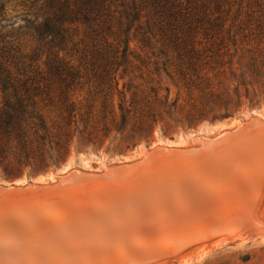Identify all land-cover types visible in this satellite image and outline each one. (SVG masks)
<instances>
[{
	"label": "trees",
	"instance_id": "16d2710c",
	"mask_svg": "<svg viewBox=\"0 0 264 264\" xmlns=\"http://www.w3.org/2000/svg\"><path fill=\"white\" fill-rule=\"evenodd\" d=\"M0 2V179L264 101V0Z\"/></svg>",
	"mask_w": 264,
	"mask_h": 264
},
{
	"label": "rangeland",
	"instance_id": "374dc122",
	"mask_svg": "<svg viewBox=\"0 0 264 264\" xmlns=\"http://www.w3.org/2000/svg\"><path fill=\"white\" fill-rule=\"evenodd\" d=\"M0 2L5 4L6 11H7L9 18L18 21L19 17H21V15L26 12L25 10L27 8L29 0H0ZM252 117H256V118H260V119L264 120V101L261 102L260 106H256L254 108L251 107L249 102H248L247 106L242 110V112H240L239 114H237L236 116H234L232 118L223 119V120L213 122V123L204 122L197 129H192V130H189L187 132L182 130L179 133L174 134L172 137H169V136L165 137L163 134L158 133L155 140L152 141L151 143L142 142L141 144H139L138 146L133 147V148L127 147V145L124 144L120 140V138H116V139L112 140V142L106 148H104L98 152L97 151H89V152L80 151L78 146L76 145L73 148L72 156H71L69 162L67 164H65L64 166H62L61 168L52 170L46 174L26 175L23 178L17 179L14 181H8V180L0 179V185L6 186V187L0 186V188L1 187H3V189L5 188V191L9 193V196L14 195L13 196L14 198L10 197L8 199L9 202L7 200V198L9 196H7V195L4 197L6 199L5 203H4V200H0V225L2 224L0 226V233H1L0 234V247L7 246V245L12 243V247L8 248L9 250H7L5 252L6 256L9 255L11 252L12 255L11 254L9 255L10 259H16L17 256H25L28 258V260L32 261L34 259V261H40V262H46V263L49 261H52V260H61L63 258H68L71 256L75 257V255L76 256H78V255L87 256L89 253L91 254V256L95 257V260H97V258H98L100 260L101 264H106V263L108 264L111 262L115 263V262H118V260L119 261L122 260V262H127V260H128L127 257H130L131 255L135 254L134 248H136L135 249L136 252H138L137 249H139V250L143 249L144 251L149 252L150 251L149 248H150L151 249V251L149 252L150 254L147 256H144V257H147V259L150 257L149 258L150 260L149 259L146 260V258L141 259V261H139L140 262L139 264H264V157H263L264 156V145H263L264 144V133L261 132L262 130H264V123L262 122L263 124H261L259 122L260 125L257 124V126H253V128L247 129V130L239 131L240 128L236 129V134L231 136V137L236 138V139L232 138L230 140L231 137L228 138V136H230V135L227 136L228 133H226L224 135L226 136L225 138H227V141H228V139L230 140V141H228L229 143L227 141H225L224 137L222 136V137H219L220 142L218 143V145L213 146V147H209L208 149L206 147H204V145H202V142L199 140V139H201L203 141V140L211 139L213 137H217L218 135H220L221 133H223L225 131L228 132L227 130H231V129L238 127V124H243L244 121L250 120ZM252 121H254V119H252L251 122ZM251 122L250 121L244 122L243 125H245V124L248 125ZM239 127H240V125H239ZM234 132L235 131H233V133ZM229 133H232V131H230ZM244 134H245V136H244ZM252 138H254V139L258 138V140H256V139L254 140ZM221 139H222V141H221ZM249 139H250V141H248ZM223 140H224V142H223ZM243 140H245V143ZM230 142H232V143H230ZM235 142H236V144H235ZM198 143H200V145ZM237 143H238V145H237ZM233 144H235V145H233ZM245 144L247 146H249V148L252 145L250 148L251 150L248 149V147ZM194 145H196V146H194ZM157 146H166V147H171V148H166L167 154H164V152L166 153L165 150H163V151L161 150L162 153L161 154L158 153V156H160L162 159L159 157L160 159L153 160L155 163L153 161L147 162V164H146L147 168H146L145 164H143V166H141V167H145V168H140V165L137 166V164H136V166L138 168L136 166H134V168H132V169L126 167V168H124V170H125L124 174L122 176H120L119 179L118 178L109 179L110 177L105 175V173L109 169L107 171H105L104 173H100V176H99V174L96 175L97 173H94V172L103 171L105 169V167H107V166H114V165L121 164V163H130V162L136 161L138 159H141L144 155H145V157L143 159L146 160V152L154 149ZM231 146H233V147L231 148ZM173 147H176V148H173ZM190 147L192 149H190L188 152H190L191 155H190V153H187V151H186ZM234 147H236L238 150L236 148L234 149ZM159 148L160 147H157L152 152H147V153H154ZM163 148H165V147H163ZM177 148H184V149H177ZM224 148H227V149H224ZM228 148H230L229 152H228ZM253 148H254V151H253ZM198 149H200V151ZM168 150H170V151H168ZM177 150H179L180 152H178ZM193 150H194V152H192ZM196 150H198V151H196ZM204 150L208 151V153L205 152ZM222 150H224V151H222ZM225 150H227V151H225ZM184 151H186V152H184ZM168 152L172 153V154H168ZM176 152H177V154H176ZM204 152L207 153V155H204L205 154ZM174 153L176 155H179V157L176 156ZM196 153L197 154L200 153V155H201L200 158H199V155H197ZM180 155H183V156H181V158H180ZM167 156H170V157L168 158ZM173 156H174V158H173ZM188 156L190 157V159L188 158ZM205 157H208V158H205ZM223 157H225V158H223ZM227 157H228V159H227ZM249 157L251 160L249 159ZM252 157H254V159L255 158L256 159L253 160ZM175 158H176V160H175ZM221 158H223V159H221ZM243 158H244V160H243ZM143 159H141L137 163L144 161ZM164 159L166 162H168V164L164 161ZM220 159H221V161H220ZM200 160L204 163L203 167H202L201 162L200 163L197 162ZM162 161H163V163H162ZM179 161L182 162V163H180V166L178 165ZM194 162L195 163L197 162V163L195 164ZM244 162H246V163H244ZM150 163H151V165H150ZM161 163H162V165H161ZM184 163H186V164L188 163L187 166L189 168L186 166V164L184 165ZM254 163H255V165H254ZM172 164L177 166V167H174ZM191 164H193V165L198 164L197 166H199L198 167L199 174H197V172H195L193 170L194 168ZM209 164H211V165H209ZM245 164H246V166H245ZM124 165H126V164H124ZM148 165L150 168L148 167ZM236 165H237V167H236ZM242 165H243V167H241ZM152 166L156 167V168H153ZM169 166L171 168H173V170L175 172L171 168H169L167 170L166 167H169ZM185 166H186V168H185ZM118 167H120V166H118ZM200 167H202V168L200 169ZM190 168L193 170V172ZM140 169H142V170L140 171ZM143 169L146 171H144ZM150 169H151L152 174H149V173H151ZM182 169H185V170H182ZM72 170H74V171L85 170L83 172L92 171V174H91V172H89V173L86 172L91 176H88V174L85 177L82 176L81 177L82 182H81L80 178H78L75 180H77V181L79 180V183L74 180L73 184L61 186L62 188H60V189H58L57 185H50V186L47 185L48 187L47 186H45V187L34 186V188L30 186L28 188L23 187L22 190L19 189L20 187L11 186V185H27V184H45L48 182L53 183V182L57 181L60 177L67 175L69 173V171L74 172ZM187 170H188V172H187ZM212 171H214V174L213 173L210 174V172H212ZM154 172H156V173L154 174ZM163 172L167 173V174L170 173V174H168V175L163 174ZM176 172H178L179 174L178 173L176 174ZM190 172H192V173L195 172V174H193L194 176L193 175L192 176L195 178L196 177L195 175L197 174L198 179H200L199 182L196 183V187L194 186L195 187L194 189L196 191L193 189L194 191L191 190V192H188L190 190L189 189L190 187H188V186H187L188 188L187 187L185 188V192L178 191L176 187L181 188L185 185L183 184V186H182V183H184V182H179V184L181 186H179V185L176 186L174 184V179L177 180V179H179L178 178L179 176H182V175L185 176V175H187V173L190 174ZM204 172L207 174L204 175L205 174ZM208 172H209V174H208ZM248 172H249V174H248ZM172 173L176 174L177 177H175L176 175H174ZM128 174H130L131 176L129 177ZM235 174H237V176H235ZM101 175L103 177H101ZM207 175H211V176H207ZM96 176H98V178ZM94 177H96V178H94ZM104 177L106 178V181H105ZM128 177H129V179H128ZM140 177H142V178H140ZM208 177H209V179H208ZM215 177L218 179H216ZM130 178H133L134 181L131 179L133 181V183H131L132 181L130 180ZM148 178H150V179H148ZM162 178H164V179L166 178V179H168V181L166 179L164 180ZM108 179L114 183L110 182ZM122 179L123 180L128 179V180L123 181ZM135 179H136V181H135ZM180 179H182V177ZM117 180H119V181H117ZM201 180H205L206 182L201 181ZM122 181H123V183H121ZM160 181H162L161 184L163 183L162 186L160 185ZM115 183H116V185H115ZM114 185H115V187H114ZM7 187H9L11 189L9 190V188H7ZM131 187H132V189H131ZM135 187H136V190H135ZM103 188H104L105 192H106V190H108V192L110 191L112 195L110 194V192L109 193L106 192V194H105L104 191L103 192L100 191V190H103ZM109 188H110V190H109ZM24 189L28 190V192L23 191ZM133 189L136 192H134ZM175 189H176V191H175ZM117 190H118V192H117ZM163 190L166 191V194ZM192 191H193L194 197H193V195H192V197H191V195H189V194H192ZM222 191H224V192H222ZM96 192L97 193L102 192V193H98L99 194L98 195ZM124 192H126V193H124ZM133 192H134V194H133ZM160 192H162V193L160 194ZM175 192H179L180 195H178L179 193L175 194ZM187 192H188V194H187ZM168 193L170 194L169 198L167 196ZM147 194H149V195L147 196ZM203 194H207L206 199L205 198L203 199ZM106 195H109V200H107L108 197H106ZM143 195H144V197H142ZM175 195H178V196L175 197ZM103 196H105L106 200H105V198H103ZM127 196H128V198H127ZM252 196H254V197H252ZM39 197H40V199L44 198V201L47 200L49 203H44L42 200L39 199ZM95 197H97V198L95 199ZM125 197H126V199H125ZM166 197H167V200H166ZM201 197H202V199H201ZM26 198H28V199H26ZM35 198L38 202L40 201V204L35 200ZM132 198H133V200H132ZM135 198H136V200H134ZM16 199H17V201H20V202H15ZM23 199H24V201H23ZM32 199H33V201L35 200L37 203L35 201L33 202ZM137 199H138V201H137ZM156 199L160 203H158ZM190 199H192V200H190ZM50 200L52 201V203ZM103 200H105V201H103ZM122 200L125 202H123ZM206 200H207V203H209V208H212L214 211V213H211V216H210V214L208 216L205 213L206 211L201 209V206L204 205V204L202 205L201 203H203V201L205 202ZM11 201H12V206L15 208H13L11 206ZM53 201H55V202H53ZM110 201H111V203H110ZM139 201H140V204L138 203ZM179 201H181V202H179ZM29 202H30V205H29ZM41 202L44 204H41ZM101 202H103V203L106 202V203H104V205L107 206V208L103 207L100 210L99 207L103 206V203H101ZM112 202H114V203H112ZM135 202L137 204H135ZM188 202L190 204H188ZM25 203L26 204L28 203L27 205H29V208H31L32 212L30 211V209L28 208V206ZM61 203H63V204L60 207L59 205ZM109 203L112 206L113 205L116 206L114 209L119 211L120 214H118V212L116 210H115L116 212L113 211L114 209H112V210L109 209V207H110ZM125 203H126V205H125ZM180 203H181V205H180ZM14 204L16 206H14ZM21 204H23L22 206L24 208L22 206H20ZM36 204H38L39 206H37ZM94 204H95V206H94ZM96 204H98V205H96ZM186 204H188V205L186 206ZM24 205H26V208ZM31 205L32 206L36 205L37 207L36 206L30 207ZM55 205L57 207H55ZM123 205H125V206H123ZM214 205H217V206H214ZM7 206L10 207L11 213H10V210L7 209ZM65 206H66V208H65ZM144 206H145V208H144ZM176 206H177V208L180 207L178 210L176 209L177 211L175 210ZM236 206H241V207H243L242 210H245V212L246 211L248 212L247 218H245V216L243 217V215L241 214L242 216L240 215L238 218V221H237L235 216H237L239 213H238V211L233 209ZM5 207L8 211L5 210ZM148 207H150L151 209ZM183 207H185V208H183ZM18 208H20V209H18ZM59 208H61V209L64 208V209L61 211V209H59ZM83 208H85V209H83ZM141 208H143V209L141 210ZM1 209H4V210H1ZM26 209L27 210L29 209L30 212H26L25 211ZM82 209H83V211H82ZM139 209H140V212H139ZM12 210L14 211V213ZM52 210H54L55 212ZM103 210H104V212H103ZM105 210L108 211L107 214H106ZM109 210H111L112 213L114 212V215ZM149 210H151L152 213L154 211L155 212L154 215L152 213L150 214L151 211H149ZM179 210H180V212H178ZM57 211H58V213L56 216L55 213ZM66 211H68V212H66ZM143 211H145L146 213ZM148 211H149V213H147ZM95 212H96V215H94ZM99 212H100L101 216H99ZM101 212H103L104 214H102ZM133 212H134V214H132ZM232 212H233V214H232ZM17 213L18 214L20 213V215H18ZM27 213H28V215H27ZM31 213H32V215H35V216L30 217V216H32ZM47 213H50V214H47ZM173 213L176 216H173ZM29 214H30V216H29ZM64 214H65V216H64ZM115 214H116V217H115ZM169 214H171V215H169ZM192 214H193V216H192ZM194 214L195 215L198 214L199 216L198 215L195 216ZM230 214H232V215H230ZM79 215H80V217H79ZM102 215H106V216H102ZM124 215H125V217H123ZM74 216H76V217H74ZM92 216H93V218H92ZM126 216L128 218H126ZM165 216H166V218H165ZM96 217L97 218L100 217V219H96ZM101 217L102 218L105 217L102 220L105 222L108 221L107 222L108 224L103 223V221L101 220ZM106 217H107V219H106ZM8 218H9V221H7ZM37 218L41 219V220H38ZM46 218L48 221L46 220ZM49 218H53V220H50ZM61 218L65 219V220L63 221V219H61ZM131 218H135V219H131ZM183 218L185 219V221L182 220ZM57 219L59 222L57 221ZM88 219L90 221L92 219L93 222L92 221L89 222ZM33 220L37 221L38 223L33 221ZM79 220H80V222H79ZM243 220H244V222H243ZM53 221L55 223L56 222L60 223L59 226L57 223L55 224ZM85 221H87L89 223H87ZM236 221L240 223V225H241L240 227H236ZM16 222H18L17 225H15ZM40 222H43V224ZM51 222H53L54 226L49 225V224H51ZM63 222H65V223L68 222V224L66 223L67 227L68 228L71 227L69 229L72 231H70L69 229L67 231H64L65 229H67V227H66V224H64V227H63ZM82 222H83V224H82ZM96 222H98V223H96ZM8 223L14 224L13 227L10 224L8 225ZM27 223H28V226H27ZM39 223H40V225H39ZM44 223L46 225H48V227H49L48 229L46 228L47 226ZM84 223H86V224H84ZM94 223H96L97 225H95ZM100 223H103L105 225H103V224L100 225ZM109 223H111V224H109ZM155 223L157 225H155ZM19 224H22L23 226L21 225L22 226L21 227ZM29 224H31V226H29ZM33 224H35V225L37 224V225L33 226ZM79 224H80V226H79ZM87 224H89L88 226H90V227L86 228L85 226ZM92 224L94 226H92ZM180 224H182V226L185 228L183 229V227L180 226ZM185 224H187V225L192 224L191 225L192 228L190 226L185 225ZM195 224H196V226H195ZM42 225H43V230H42ZM55 225L60 227V228H58V229L54 228ZM142 225H144V226H142ZM14 226L16 229H18L20 227H21V229L15 231ZM39 226H40V228H39ZM98 226H101L102 228H100ZM149 226H150V228H149ZM8 227H10V228L8 229ZM27 227L29 229H27ZM35 227L36 228L38 227L39 229L38 230L36 229V231H34ZM61 227H62V229H61ZM74 227H76V229ZM143 227H145V229H143ZM174 227H175L174 230H177L180 234L183 233V232H180L183 229L185 234L184 233H183L184 235L181 234L182 235V237H181V235L178 234L177 231L173 230ZM179 227H180V229H179ZM188 227H190L191 229H188ZM193 227H195L196 229L197 228L202 229V230H200V231H203L202 235H200L201 237L200 236L196 237L198 234H200V232L198 233L196 230L193 229ZM234 227H236V228H234ZM4 228L6 231L4 230ZM63 228H65V229L63 230ZM94 228H96V229H94ZM170 228H172V229H170ZM186 228L188 230H186ZM11 229H14V230L11 231ZM60 229L62 231H64V233ZM87 229L89 231L84 232ZM49 230L51 232H49ZM53 230L55 231V233ZM76 230L78 233L76 232ZM97 230H99V232H97V235H95L96 234L95 231H97ZM144 230H145V232H144ZM189 230H191L192 232H190ZM224 230H226V231H224ZM10 231L14 232V233H11ZM37 231H39V232H37ZM45 231L47 232V234L45 233ZM186 231H188V232H186ZM223 231L225 233H222ZM230 231H233V232H230ZM20 232H21V234H20ZM59 232H62V233L60 234ZM65 232H67V233H65ZM69 232H71V233H69ZM93 232H95V233H93ZM158 232H160V234ZM193 232H197V235L193 234ZM227 232H230V233H227ZM30 233L32 234L31 236H33L34 234H37V236L35 235L36 237H34V236L30 237V235H29ZM44 233L46 235H44ZM126 233L127 234L129 233V235H127ZM186 233H188V235H186ZM190 233H192V235H189ZM56 234H57V236H56ZM62 234H65V235H62ZM67 234H68V236H66ZM88 234L89 235L91 234V235L88 236ZM107 234L110 235V241H109L110 243L109 244L107 241L109 239L105 238L106 237L105 235H107ZM50 235H52L53 237H51ZM59 235H60V237H59ZM61 235L65 236V237H61ZM79 235L80 236L83 235L82 238H79L80 237ZM85 235H87V236H85ZM100 235H101V237H100ZM48 236H50V237H48ZM74 237H76V238H74ZM164 237L165 238L167 237V241H164L165 240ZM87 238L89 240H87ZM54 239H55V241H53ZM56 239H57V241H56ZM19 240H22V243H21L22 245L20 244V246H17L16 241L19 242ZM37 240H40L39 241L40 243ZM44 240H47V241H44ZM50 240L52 241V243ZM64 240H67V241L65 242ZM105 241H107V242H105ZM137 241L139 242V244ZM36 242H38V243H36ZM58 242H59V244H58ZM175 242L176 243L179 242L181 244V246L175 245ZM29 243L32 245V246L30 245L31 247L29 246ZM35 243L38 246H36ZM41 243H42V245H41ZM156 243L159 245H157ZM62 244H64V245H62ZM77 244H78V246H77ZM65 245H66V247H65ZM141 245L142 246L145 245V246L142 247ZM174 245H175V247H173ZM60 246L62 247V249ZM87 246H89V249H87L88 248ZM102 246H104L105 248H103ZM158 246L161 247V249L158 248ZM162 246H164V247H162ZM40 247H42V249ZM70 247L72 250L74 248L75 249L72 251L70 249ZM155 247L161 251L158 252L157 249L155 250ZM180 247H182V248H180ZM66 248H68V249H66ZM145 248H148V249H145ZM171 248H174V250ZM64 249L66 251L67 250H71V251L66 252V251H63ZM106 249L107 250L109 249L107 254L105 253V251H107ZM110 249H111V251H110ZM116 249H118L119 251ZM124 249L126 251H123ZM56 250L59 253H57ZM127 251H128V253H127ZM144 251H143V253H144ZM172 251H174V252H172ZM52 252H54L55 254H53ZM69 252L71 255L69 254ZM129 252H130V254H129ZM157 252H158V255H157ZM104 253L106 256L102 255ZM108 253H111V254H108ZM59 254H60V256H59ZM123 254H125L126 256ZM50 255H52V256H50ZM116 255H117V257H115ZM153 255L156 258H154ZM44 256L45 257L47 256L48 258L43 259ZM112 257H114V258H112Z\"/></svg>",
	"mask_w": 264,
	"mask_h": 264
},
{
	"label": "bare ground",
	"instance_id": "6f19581e",
	"mask_svg": "<svg viewBox=\"0 0 264 264\" xmlns=\"http://www.w3.org/2000/svg\"><path fill=\"white\" fill-rule=\"evenodd\" d=\"M252 119H254V121L251 122ZM248 121H250L251 123L248 124V125H246V124L243 125L244 122H248ZM244 122H243V124H238V127H236L235 129H233V130H228V132L225 131L224 133H221V134H220L219 136H217V137H213V138H211V139L203 140V141H202L201 139H199V140L202 142V145H204V147H206V148L208 149L209 147H213V146L218 145V143L220 142V138H219V137H222V136H223V137H224V140L227 141V138H225L226 136H225L224 134L228 133L227 136L230 135V136H228V138H229V137L233 136L234 134H236V129H239V128H240L239 131H241V130L251 129V128H253V126H257V124H259V122H260L261 124H263V123H264V120H260L259 118H251L250 120H247V121H244ZM257 122H258V123H257ZM262 122H263V123H262ZM239 125H240V127H239ZM259 125H260V124H259ZM230 131H232V133H229ZM233 131H235V132L233 133ZM250 131H251V130H250ZM242 132H243V131H242ZM261 132L264 133V130H262ZM237 133H238V132H237ZM262 133H261V134H262ZM241 134H242V133H241ZM251 134H252V133H251ZM257 134H258V133H257ZM246 135H247V134H246ZM244 136H245V134H244ZM200 137H201V136H200ZM232 138H233V137H231L230 140H231ZM248 138H249V137H248ZM222 139H223V138H222ZM222 139H221V141H222ZM233 139H236V138H233ZM252 139H254V138H252ZM252 139H251V140H252ZM255 139H256V138H255ZM255 139H254V140H255ZM224 140H223V142H224ZM230 140L228 139V141H230ZM245 140H246V139H245ZM245 140H243L244 143H245ZM254 140H253V141H254ZM256 140H258V138H257ZM260 140H261V139H260ZM228 141H227V142H228ZM248 141H250V139H249ZM228 143H229V142H228ZM230 143H232V142H230ZM246 143H247V142H246ZM235 144H236V142H235ZM235 144H233V145H235ZM239 144H240V143H239ZM262 144H263V143H262ZM199 145H200V144H199ZM231 145H232V144H231ZM237 145H238V143H237ZM245 145H246V144H245ZM249 145H250V144H249ZM260 145H261V144H260ZM263 145H264V144H263ZM246 146H247V145H246ZM251 146H252V145H251ZM251 146H250V148H251ZM232 147H233V146H231V148H232ZM247 147H248V149H250L249 146H247ZM247 147H246V148H247ZM168 148H171V147H168ZM219 148H220V147H219ZM235 148H236V147H234V149H235ZM244 148H245V147H244ZM254 148H255V147H254ZM254 148H253V151H254ZM190 149H192V148L190 147L188 150H186L187 153H190V152H188ZM203 149H204V148H203ZM224 149H227V148H224ZM229 149H230V148H228V152H229ZM236 149H237V148H236ZM256 149H257V148H256ZM261 149H262V148H261ZM161 150H162V151H163V150L166 151V148L160 147V148H159L156 152H154V153H146V160L143 159L144 161L140 162L141 164H140V163L138 164V165H140V168H145V167H141V166H143V164L146 165L147 162H150V161H153V160L160 159L161 157L158 156V153L161 154V153H162ZM170 150H171V149H170ZM170 150H168V151H170ZM198 150L200 151V149H198ZM198 150H196V151H198ZM232 150H233V149H232ZM237 150H238V149H237ZM250 150H251V149H250ZM172 151H173V150H172ZM177 151L180 152L179 150H177ZM186 151H184V152H186ZM204 151H205V150H204ZM222 151H224V150H222ZM225 151H227V150H225ZM234 151H235V150H234ZM255 151H256V150H255ZM192 152H194V150H193ZM205 152L208 153V151H205ZM205 152H204V153H205ZM210 152H211V151H210ZM245 152H246V151H245ZM257 152H258V151H257ZM207 153H205L204 155H207ZM234 153H235V152H234ZM252 153H253V152H252ZM160 154H159V155H160ZM164 154H167V151H166V153L164 152ZM168 154H172V153H169V152H168ZM174 154H175V153H174ZM174 154H173V155H174ZM176 154H177V152H176ZM176 154H175V155H176ZM184 154H185V153H184ZM196 154H197V153H196ZM209 154H210V153H209ZM175 155H174V156H175ZM188 155H189V154H188ZM190 155H191V153H190ZM193 155H194V154H193ZM197 155H199V158H200V156H201L200 153L197 154ZM202 155H203V154H202ZM225 155H226V154H225ZM234 155H235V154H234ZM238 155H239V154H238ZM242 155H243V154H242ZM155 156H156V157H155ZM174 156H173V158H174ZM176 156L179 157V155H176ZM181 156H183V155H180V158H181ZM195 156H196V155H195ZM232 156H233V155H232ZM243 156H244V155H243ZM256 156H257V155H256ZM159 157H160V158H159ZM164 157H165V156H164ZM167 157L169 158L170 156H167ZM178 157H177V158H178ZM196 157H197V156H196ZM228 157H229V156H228ZM228 157H227V159H228ZM239 157H240V156H239ZM263 157H264V156H263ZM180 158H179V159H180ZM186 158H187V157H186ZM188 158L190 159L189 156H188ZM191 158H192V157H191ZM203 158H204V157H203ZM205 158H208V157H205ZM223 158H225V157H223ZM223 158H221V159H223ZM252 158H253V160L256 159V158L254 159V157H252ZM161 159H162V158H161ZM194 159H195V158H194ZM197 159H198V158H197ZM201 159H202V158H201ZM210 159H211V158H210ZM221 159H220V161H221ZM245 159H246V158H245ZM249 159H250V157H249ZM249 159H248V160H249ZM175 160H176V158H175ZM195 160H196V159H195ZM202 160H203V159H202ZM211 160H212V159H211ZM243 160H244V158H243ZM250 160H251V159H250ZM164 161H165V159H164ZM206 161H207V160H206ZM208 161H209V160H208ZM145 162H146V163H145ZM153 162H154V161H153ZM165 162H166V161H165ZM197 162H199V163L201 162V163H202V167H203V164H204V163H203L201 160H200V161H197ZM197 162H196V163H197ZM251 162H252V161H251ZM259 162H260V161H259ZM151 163H152V162H151ZM151 163H150V165H151ZM154 163H155V162H154ZM162 163H163V161H162ZM162 163H161V165H162ZM166 163L168 164V162H166ZM170 163H171V162H170ZM176 163H177V162H176ZM180 163H182V162L179 161V163H178L179 166H180ZM194 163H195V162H194ZM196 163H195V164H196ZM244 163H246V162H244ZM164 164H165V163H164ZM185 164H186V163H184V165H185ZM187 164H188V163H187ZM187 164H186V166H187ZM195 164H194V165L191 164V165H192L193 168H194L193 170H194L195 172H197V174H199V170H198V167H199V166H197L198 164H197V165H195ZM225 164H226V163H225ZM240 164H241V163H240ZM240 164H239V165H240ZM172 165H173V164H172ZM209 165H211V164H209ZM254 165H255V163H254ZM134 166H136V165H134ZM158 166H159V165H158ZM173 166H174V167H177V166H175V165H173ZM186 166H185V168H186ZM214 166H215V165H214ZM245 166H246V164H245ZM126 167L132 169V167H129L128 165H122V166H120V167L116 166V167L109 168V170L105 173V175L108 176V177H110L109 179H115V178H118V179H119L120 176H122V175L124 174V171H125L124 168H126ZM148 167H149V165H148ZM152 167H153V166H152ZM187 167H188V166H187ZM195 167H196V168H195ZM202 167H200V169H201ZM236 167H237V165H236ZM241 167H243V165H242ZM137 168H138V167H137ZM146 168H147V165H146ZM149 168H150V167H149ZM153 168H156V167H153ZM166 168H167V170H168V169L171 168V167L169 166V167H166ZM188 168H189V167H188ZM188 168H187V169H188ZM228 168H229V167H228ZM171 169L173 170V168H171ZM174 169H175V168H174ZM190 169H191V168H190ZM229 169H230V168H229ZM254 169H255V168H254ZM128 170H129V169H128ZM141 170H142V169H140V171H141ZM143 170H144V169H143ZM155 170H156V169H155ZM164 170H165V169H164ZM182 170H185V169H182ZM191 170H192V169H191ZM193 170H192V172H193ZM72 171H74V170H72ZM126 171H127V170H126ZM136 171H137V170H136ZM144 171H146V170H144ZM153 171H154V170H153ZM173 171H174V170H173ZM203 171H204V170H203ZM221 171H222V170H221ZM86 172H88V171H86ZM86 172L79 171V170H78V171H74V172H71V171H70V172L66 175V177L64 176L65 178L63 177V180H62L59 184H57L58 189L62 188L61 186H66V185H71V184H73V183H74L73 181H74L75 179L80 178V180H81V177H82V176L85 177V176H87V174L89 173V172H88V173H86ZM127 172H128V171H127ZM131 172H132V171H131ZM150 172H151V169H150ZM171 172H172V171H171ZM174 172H175V171H174ZM181 172H182V171H181ZM187 172H188V170H187ZM192 172H190V174L187 173V175H185V176H183V175H182V176H179V177H178L179 179H177V180L174 179V184H175L176 186H177V185L181 186V185L179 184V182H184V183H182V186H183V184H184L185 186H183V187H181V188L176 187L178 191H180V192H185V188L188 186V187H190V188H189L190 190H189L188 192H191V190H193V189L196 187V183H198L200 179H198V177H197L198 175H197V174L195 175L196 177L194 178V177H193V176H194L193 174H195V172H194V173H192ZM134 173H135V172H134ZM143 173H144V172H143ZM155 173H156V172H154V174H155ZM177 173H178V172H176V174H177ZM204 173H205V172H204ZM204 173H203V174H204ZM211 173L214 174V171L210 172V174H211ZM91 174H92V172H91ZM130 174H131V173H130ZM130 174H128L129 177L131 176ZM137 174H138V173H137ZM149 174H152V172L149 173ZM163 174H167V173H164V172H163ZM168 174H170V173H168ZM168 174H167V175H168ZM172 174H174V173H172ZM176 174H174V175H176ZM178 174H179V173H178ZM183 174H184V173H183ZM185 174H186V173H185ZM203 174H202V175H203ZM206 174H207V173H205L204 175H206ZM208 174H209V172H208ZM237 174H238V173H237ZM237 174H235V176H237ZM248 174H249V172H248ZM93 175H94V174H93ZM96 175H98V174H96ZM143 175H144V174H143ZM145 175H146V174H145ZM156 175H157V174H156ZM192 175H193V176H192ZM227 175H228V174H227ZM232 175H233V174H232ZM88 176H91V175L88 174ZM99 176H100V173H99ZM137 176H138V175H137ZM207 176H211V175H207ZM96 177L98 178V176H96ZM96 177H94V178H96ZM101 177H103V176L101 175ZM129 177H128V179H129ZM132 177H133V176H132ZM150 177H151V176H150ZM162 177H163V176H162ZM164 177H165V176H164ZM169 177H170V176H169ZM175 177H177V175H176ZM181 177H182V179H180ZM192 177H193V178H192ZM219 177H220V176H219ZM104 178H105V177H104ZM125 178H126V177H125ZM140 178H142V177H140ZM152 178H153V177H152ZM152 178H151V179H152ZM167 178H168V177H167ZM191 178H192V179H191ZM215 178H216V177H215ZM82 179H83V178H82ZM109 179H108V180H109ZM128 179H124V180H128ZM131 179L133 180V178H130V180H131ZM148 179H150V178H148ZM162 179H164V178H162ZM162 179H161V180H162ZM165 179H166V178H165ZM165 179H164V180H165ZM208 179H209V177H208ZM216 179H218V178H216ZM219 179H220V178H219ZM230 179H231V178H230ZM253 179H254V178H253ZM83 180H84V179H83ZM87 180H88V179H87ZM97 180H98V179H97ZM102 180H103V179H102ZM122 180H123V179H122ZM124 180H123V181H124ZM132 180H131V181H132ZM145 180H146V179H145ZM153 180H154V179H153ZM166 180L168 181V179H166ZM192 180H193L194 182H193ZM235 180H236V179H235ZM75 181H77V180H75ZM99 181H100V180H99ZM105 181H106V178H105ZM109 181H110V180H109ZM117 181H119V180H117ZM123 181H122L121 183H123ZM133 181H134V180H133ZM133 181H132L131 183H133ZM135 181H136V179H135ZM170 181H171V180H170ZM185 181H186V182H185ZM201 181L206 182L205 180H201ZM207 181H208V180H207ZM216 181H217V180H216ZM77 182L79 183V180H78ZM81 182H82V180H81ZM103 182H104V181H103ZM110 182H112V181H110ZM161 182H162V181H160V185L162 186L163 183L161 184ZM112 183H114V182H112ZM185 183H186V184H185ZM202 183H203V182H202ZM118 184H119V183H118ZM126 184H127V183H126ZM134 184H135V183H134ZM149 184H150V183H149ZM209 184H210V183H209ZM211 184H212V183H211ZM47 185L50 186V184H47ZM47 185H43V187H45V186H47ZM112 185H113V184H112ZM115 185H116V183H115ZM115 185H114V187H115ZM124 185H125V184H124ZM144 185H145V184H144ZM197 185H198V184H197ZM0 186H4V185H0ZM11 186H13V185H11ZM30 186L34 188V186H37V185L14 186V187H20L19 189L22 190L23 187H27V188H28V187H30ZM41 186H42V185H41ZM104 186H105V185H104ZM163 186H164V185H163ZM194 186H195V187H194ZM5 187H6V186H5ZM47 187H48V186H47ZM67 187H68V186H67ZM108 187H109V186H108ZM120 187H121V186H120ZM120 187H119V188H120ZM128 187H129V186H128ZM132 187H133V186H132ZM132 187H131V189H132ZM138 187H139V186H138ZM143 187H144V186H143ZM188 187H187V188H188ZM7 188H9V187H7ZM36 188H37V187H36ZM41 188H42V187H41ZM112 188H113V187H112ZM126 188H127V187H126ZM170 188H171V187H170ZM10 189H11V188H9V190H10ZM17 189H18V188H17ZM114 189H115V188H114ZM117 189H118V188H117ZM120 189H121V188H120ZM143 189H144V188H143ZM163 189H164V188H163ZM173 189H174V188H173ZM82 190H83V189H82ZM109 190H110V188H109ZM112 190H113V189H112ZM118 190H119V189H118ZM118 190H117V192H118ZM133 190H134V189H133ZM133 190H132V191H133ZM135 190H136V187H135ZM135 190H134V192H136ZM144 190H145V189H144ZM147 190H148V189H147ZM171 190H172V189H171ZM194 190H195V189H194ZM194 190H193V191H194ZM23 191H27V192H28V190H26V189H24ZM100 191L103 192V191H104V188H103V190H100ZM126 191H127V190H126ZM163 191H164V190H163ZM175 191H176V189H175ZM193 191H192V194H189V195H191V197H192V195H193V197H194ZM195 191H196V190H195ZM224 191H225V190H224ZM224 191H222V192H224ZM13 192H14V191H13ZM102 192H98V193H102ZM106 192H108V190H106ZM106 192L104 191L105 194H106ZM109 192H110V191H109ZM109 192H108V193H109ZM134 192H133V194H134ZM164 192H165V194H166V191H164ZM188 192H187V194H188ZM228 192H229V191H228ZM56 193H57V192H56ZM63 193H64V192H63ZM96 193H97V192H96ZM98 193H97V194H98ZM122 193H123V192H122ZM122 193H121V194H122ZM124 193H126V192H124ZM161 193H162V192H160V194H161ZM172 193H173V192H172ZM176 193H179V192H175V194H176ZM200 193H201V192H200ZM16 194H17V193H16ZM110 194H111V192H110ZM110 194H109V195H110ZM163 194H164V193H163ZM196 194H197V193H196ZM220 194H221V193H220ZM6 195L9 196V193L5 191V188L3 189V187H1V188H0V200H4V203H5V200H6L4 197H5ZM73 195H74V194H73ZM98 195H99V194H98ZM109 195H106V197H108L107 200H109ZM111 195H112V194H111ZM113 195H114V194H113ZM136 195H137V194H136ZM148 195H149V194H147V196H148ZM169 195H170V194L168 193V195H167L168 198H169ZM178 195H180V193H179ZM178 195H175V197L178 196ZM198 195H199V194H198ZM225 195H226V194H225ZM225 195H224V196H225ZM246 195H247V194H246ZM13 196H14V195H13ZM13 196L10 195V196L7 198V200H8L10 197H13ZM38 196H39V195H38ZM42 196H43V195H42ZM46 196H47V195H46ZM57 196H58V195H57ZM101 196H102V195H101ZM115 196H116V195H115ZM133 196H134V195H133ZM186 196H187V195H186ZM22 197H23V196H22ZM54 197H55V196H54ZM70 197H71V196H70ZM121 197H122V196H121ZM131 197H132V196H131ZM142 197H144V195H143ZM181 197H182V196H181ZM189 197H190V196H189ZM206 197H207V194H203V199H204V198L206 199ZM252 197H254V196H252ZM3 198H4V199H3ZM13 198H14V197H13ZM61 198H62V197H61ZM96 198H97V197H95V199H96ZM100 198H101V197H100ZM103 198H105V196H103ZM116 198H117V197H116ZM127 198H128V196H127ZM129 198H130V197H129ZM137 198H138V197H137ZM184 198H185V197H184ZM11 199H12V198H11ZM26 199H28V198H26ZM30 199H31V198H30ZM37 199H38V198H37ZM39 199H40V197H39ZM39 199H38V200H39ZM93 199H94V198H93ZM125 199H126V197H125ZM130 199H131V198H130ZM175 199H176V198H175ZM201 199H202V197H201ZM14 200H15V199H14ZM35 200H36V198H35ZM35 200H34V201H35ZM40 200H42L44 203H49L47 200L44 201V198H42V199H40ZM48 200H49V199H48ZM55 200H56V199H55ZM105 200H106V198H105ZM105 200H103V201H105ZM117 200H118V199H117ZM127 200H128V199H127ZM127 200H126V201H127ZM132 200H133V198H132ZM132 200H131V201H132ZM134 200H136V198H135ZM140 200H141V199H140ZM156 200H157V199H156ZM166 200H167V197H166ZM190 200H192V199H190ZM252 200H253V199H252ZM12 201H13V200H12ZM12 201H11V206H12ZM23 201H24V199H23ZM30 201H31V200H30ZM32 201H33V199H32ZM34 201H33V202H34ZM36 201H37V200H36ZM36 201H35V202H36ZM50 201H51V200H50ZM122 201H123V200H122ZM137 201H138V199H137ZM154 201H155V200H154ZM169 201H170V200H169ZM2 202H3V201H2ZM8 202H9V200H8ZM8 202H7V203H8ZM15 202H20V201H17V199H16ZM37 202H38V201H37ZM37 202H36V203H37ZM53 202H55V201H53ZM57 202H58V201H57ZM57 202H56V203H57ZM106 202H107V201H106ZM106 202H104V203H106ZM123 202H125V201H123ZM133 202H134V201H133ZM145 202H146V201H145ZM157 202L160 203L158 200H157ZM157 202H156V203H157ZM176 202H177V201H176ZM179 202H181V201H179ZM38 203L40 204V201H39ZM44 203L41 202V204H44ZM51 203H52V201H51ZM101 203H103V202H101ZM101 203H100V204H101ZM104 203H103V206L101 205L102 207H99L100 210H101V208H103V207H104V208H107V206H105ZM107 203H108V202H107ZM110 203H111V201H110ZM110 203H109V205H110L109 209L112 210V209H114L116 206H114V205L112 206ZM112 203H114V202H112ZM126 203H127V202H126ZM126 203H125V205H126ZM129 203H130V202H129ZM129 203H128V204H129ZM138 203L140 204V201H139ZM167 203H168V202H167ZM173 203H174V202H173ZM8 204H9V203H8ZM8 204H7V205H8ZM25 204H26V203H25ZM27 204H28V203H27ZM27 204H26V205H27ZM32 204H33V203H32ZM34 204H35V203H34ZM62 204H63V203H61L59 206L61 207ZM117 204H118V203H117ZM135 204H137V203L135 202ZM135 204H134V205H135ZM163 204H164V203H163ZM176 204H177V203H176ZM182 204H183V203H182ZM188 204H190V203L188 202ZM188 204H186V206H187ZM201 204H202V205L204 204L203 206H201V209L204 210V211H206L205 213H206L208 216H209V214H210V216H211V213H214L213 209H212V208H209V203H207V200H206L205 202L203 201V203H201ZM223 204H224V203H223ZM22 205H23V204H21L20 206H22ZM26 205H24L25 208H26ZM29 205H30V202H29ZM29 205H27L28 208H29ZM36 205L39 206L38 204H36ZM36 205H33V206L31 205L30 207H35ZM57 205H58V204H57ZM92 205H93V204H92ZM96 205H98V204H96ZM125 205H123V206H125ZM164 205H165V204H164ZM177 205H178V204H177ZM180 205H181V203H180ZM184 205H185V204H184ZM220 205H221V204H220ZM14 206H16V205L14 204ZM37 206H36V207H37ZM53 206H54V205H53ZM78 206H79V205H78ZM83 206H84V205H83ZM83 206H82V207H83ZM88 206H89V205H88ZM94 206H95V204H94ZM99 206H100V205H99ZM139 206H140V205H139ZM145 206H146V205H145ZM145 206H144V208H145ZM182 206H183V205H182ZM186 206H185V207H186ZM214 206H217V205H214ZM3 207H4V206H3ZM8 207H9V206H7V209L10 210V207H9V208H8ZM12 207H13V206H12ZM22 207H23V206H22ZM22 207H21V208H22ZM55 207H57V206L55 205ZM55 207H54V208H55ZM75 207H76V206H75ZM79 207H80V206H79ZM185 207H183V208H185ZM1 208H2V207H1ZM13 208H15V207H13ZM23 208H24V207H23ZM38 208H39V207H38ZM65 208H66V206H65ZM77 208H78V207H77ZM77 208H76V209H77ZM85 208H86V207H85ZM85 208H83V209H85ZM137 208H138V207H137ZM148 208H150V207H148ZM171 208H172V207H171ZM179 208H180V207H179ZM179 208H177V206H176L175 210H176V209L178 210ZM242 208H243V207H241V206H236V207L233 208V209H235L236 211H238V213H239V214L237 213L238 215L235 216L236 219H237V221H238V218H239V216H240L241 214L243 215V217L245 216V218H247L248 212H247V211L245 212V210H242ZM7 209H6V207H5V210H7ZM18 209H20V208H18ZM29 209H30V211H31V208H29ZM29 209H28V210L26 209L25 211H26V212H30ZM59 209H61V208H59ZM63 209H64V208H63ZM63 209H61V211H62ZM67 209H68V208H67ZM67 209H66V210H67ZM69 209H70V208H69ZM74 209H75V208H74ZM83 209H82V211H83ZM97 209H98V208H97ZM142 209H143V208H141V210H142ZM146 209H147V208H146ZM150 209H151V208H150ZM161 209H162V208H161ZM1 210H4V209H1ZM55 210H56V209H55ZM72 210H73V209H72ZM111 210H109V211L111 212ZM115 210H116V209H114L113 211H115ZM119 210H120V209H119ZM152 210H153V209H152ZM175 210H174V211H175ZM177 210H176V211H177ZM181 210H182V209H181ZM219 210H220V209H219ZM7 211H8V210H7ZM12 211H13V210H12ZM20 211H21V210H20ZM52 211H54V210H52ZM52 211H51V212H52ZM73 211H74V210H73ZM85 211H86V210H85ZM105 211H106V210H105ZM116 211H117V210H116ZM116 211H115V212H116ZM120 211H121V210H120ZM145 211H146V210H145ZM145 211H143V212H145ZM149 211H151V210H149ZM149 211H148L147 213H149ZM174 211H173V212H174ZM31 212H32V211H31ZM51 212H50V213H51ZM54 212H55V211H54ZM54 212H53V213H54ZM66 212H68V211H66ZM66 212H65V213H66ZM87 212H88V211H87ZM103 212H104V210H103ZM103 212H101V213L104 214ZM107 212H108V211H106V214H107ZM117 212H118V214H120L119 211H117ZM139 212H140V209H139ZM141 212H142V211H141ZM178 212H180V210H179ZM198 212H199V211H198ZM251 212H252V211H251ZM253 212H254V211H253ZM7 213H8V212H7ZM10 213H11V210H10ZM13 213H14V211H13ZM36 213H37V212H36ZM50 213H47V214H50ZM57 213H58V211L55 213L56 216H57ZM82 213H83V212H82ZM111 213H112V212H111ZM145 213H146V212H145ZM151 213H152V211L150 212V214H151ZM154 213H155V212L153 211L152 214L154 215ZM168 213H169V212H168ZM17 214H18V213H17ZM17 214H16V215H17ZM24 214H25V213H24ZM55 214H54V215H55ZM89 214H90V213H89ZM91 214H92V213H91ZM112 214L114 215V212H113ZM122 214H123V213H122ZM132 214H134V212H133ZM143 214H144V213H143ZM164 214H165V213H164ZM171 214H172V213H171ZM171 214H169V215H171ZM232 214H233V212H232ZM232 214H230V215H232ZM9 215H10V214H9ZM16 215H15V216H16ZM18 215H20V213H19ZM22 215H23V214H22ZM27 215H28V213H27ZM31 215H32V213H31ZM82 215H83V214H82ZM82 215H81V216H82ZM94 215H96V212H95ZM94 215H93V216H94ZM97 215H98V214H97ZM194 215H195V214H194ZM197 215H198V214H197ZM197 215H195V216H197ZM202 215H203V214H202ZM202 215H201V216H202ZM234 215H235V214H234ZM242 215H241V216H242ZM13 216H14V215H13ZM29 216H30V214H29ZM33 216H35V215H32V216H30V217H33ZM49 216H50V215H49ZM56 216H55V217H56ZM62 216H63V215H62ZM64 216H65V214H64ZM66 216H67V215H66ZM68 216H69V215H68ZM93 216H92V218H93ZM99 216H101L100 212H99ZM102 216H106V215H102ZM135 216H136V215H135ZM135 216H134V217H135ZM138 216H139V215H138ZM155 216H156V215H155ZM173 216H176V215H174V213H173ZM189 216H190V215H189ZM192 216H193V214H192ZM198 216H199V215H198ZM205 216H206V215H205ZM3 217H4V216H3ZM7 217H8V216H7ZM9 217H10V216H9ZM74 217H76V216H74ZM79 217H80V215H79ZM89 217H90V216H89ZM115 217H116V214H115ZM121 217H122V216H121ZM123 217H125V215H124ZM129 217H130V216H129ZM136 217H137V216H136ZM171 217H172V216H171ZM190 217H191V216H190ZM229 217H230V216H229ZM4 218H5V217H4ZM41 218H42V217H41ZM47 218H48V217H47ZM47 218H46V220H47ZM72 218H73V217H72ZM103 218H105V217H103ZM103 218L101 217V220H102ZM111 218H112V217H111ZM113 218H114V217H113ZM117 218H118V217H117ZM126 218H128V217L126 216ZM165 218H166V216H165ZM169 218H170V217H169ZM204 218H205V217H204ZM25 219H26V218H25ZM37 219H38V218H37ZM43 219H44V218H43ZM49 219H50V220H53V218H49ZM55 219H56V218H55ZM61 219H63V218H61ZM96 219H100V217H99V218L96 217ZM106 219H107V217H106ZM118 219H119V218H118ZM131 219H135V218H131ZM4 220H5V219H4ZM38 220H41V219H38ZM64 220H65V219H63V221H64ZM72 220H73V219H72ZM86 220H87V219H86ZM88 220H89V219H88ZM93 220H94V219H93ZM127 220H128V219H127ZM159 220H160V219H159ZM166 220H167V219H166ZM182 220L185 221L184 218H183ZM201 220H202V219H201ZM201 220H200V221H201ZM250 220H251V219H250ZM2 221H3V220H2ZM5 221H6V220H5ZM7 221H9V218H8ZM28 221H29V220H28ZM33 221H35V220H33ZM47 221H48V220H47ZM47 221H46V222H47ZM57 221H58V219H57ZM61 221H62V220H61ZM70 221H71V220H70ZM70 221H69V222H70ZM91 221H92V219H91ZM91 221L89 220V222H91ZM94 221H95V220H94ZM102 221H103V220H102ZM157 221H158V220H157ZM178 221H179V220H178ZM225 221H226V220H225ZM237 221H236V227H240L241 225H240V223L237 222ZM35 222H37V221H35ZM53 222H54V221H53ZM53 222H51V224H49V225H53V226H54ZM58 222H59V221H58ZM72 222H73V221H72ZM74 222H75V221H74ZM79 222H80V220H79ZM85 222H87V221H85ZM89 222H87V223H89ZM92 222H93V221H92ZM100 222H101V221H100ZM107 222H108V221H107ZM107 222L103 221V223H107ZM110 222H111V221H110ZM158 222H159V221H158ZM182 222H183V221H182ZM190 222H191V221H190ZM220 222H221V221H220ZM243 222H244V220H243ZM17 223H18V222H16L15 225H17ZM21 223H22V222H21ZM37 223H38V222H37ZM40 223L43 224V222H40ZM40 223H39V225H40ZM49 223H50V222H49ZM54 223H55V222H54ZM56 223H57V222H56ZM56 223H55V224H56ZM66 223L68 224V222H66ZM66 223L63 222V227H64V224H66ZM96 223H98V222H96ZM96 223H94V224L97 225ZM103 223H100V225L103 224ZM173 223H174V222H173ZM179 223H180V222H179ZM188 223H189V222H188ZM193 223H194V222H193ZM9 224H10V223H8V225H9ZM44 224H45V223H44ZM57 224H58V226H59L60 223H57ZM67 224H66V227H67ZM71 224H72V223H71ZM80 224H81V223H80ZM80 224H79V226H80ZM82 224H83V222H82ZM84 224H86V223H84ZM107 224H108V223H107ZM109 224H111V223H109ZM177 224H178V223H177ZM1 225H2V224H1ZM1 225H0V226H1ZM10 225H12V227H13L14 224H10ZM19 225L21 226L22 224H19ZM36 225H37V224H36ZM36 225L33 224V226H36ZM45 225H46V224H45ZM88 225H89V224H87L85 227H86V228H87V227H90V226H88ZM103 225H105V224H103ZM155 225H157V224L155 223ZM169 225H170V224H169ZM178 225H179V224H178ZM185 225H187V224H185ZM191 225H192V224H191ZM191 225H187V226H190V227H191ZM22 226H23V225H22ZM22 226H21V227H22ZM25 226H26V225H25ZM27 226H28V223H27ZM29 226H31V224H29ZM33 226H32V227H33ZM46 226H47L46 228L48 229V228H49L48 225H46ZM58 226L55 225L54 228H57V229L60 228V227H58ZM69 226H70V225H69ZM81 226H82V225H81ZM92 226H94V225L92 224ZM92 226H91V227H92ZM142 226H144V225H142ZM163 226H164V225H163ZM180 226H182V224H180ZM195 226H196V224H195ZM232 226H233V225H232ZM245 226H246V225H245ZM21 227L18 228V229H16L15 226H14L15 231L21 229ZM72 227H73V226H72ZM82 227H83V226H82ZM98 227L102 228L101 226H98ZM98 227H97V228H98ZM134 227H135V226H134ZM161 227H162V226H161ZM161 227H160V228H161ZM182 227H183V226H182ZM190 227H188V229H191V228H192V227H191V228H190ZM236 227H234V228H236ZM2 228H3V227H2ZM9 228H10V227H8V229H9ZM23 228H24V227H23ZM30 228H31V227H30ZM39 228H40V226H39ZM39 228H38V227H37V228L35 227L34 231H36V229L38 230ZM69 228H71V227H69ZM69 228H68V227H67V229L63 228V230L65 229L64 231H67ZM74 228L76 229V227H74ZM106 228H107V227H106ZM106 228H105V229H106ZM138 228H139V227H138ZM149 228H150V226H149ZM155 228H156V227H155ZM157 228H158V227H157ZM184 228H185V227H183V229H184ZM27 229H29V228L27 227ZM32 229H33V228H32ZM47 229H46V230H47ZM51 229H52V228H51ZM61 229H62V227H61ZM61 229H60V230H61ZM72 229H73V228H72ZM77 229H78V228H77ZM84 229H85V228H84ZM88 229H89V228H88ZM88 229L85 230L84 232L89 231ZM90 229H91V228H90ZM94 229H96V228H94ZM143 229H145V227H143ZM170 229H172V228H170ZM174 229H175V227L173 228V230H174ZM179 229H180V227H179ZM183 229H182L180 232H183V233H184ZM188 229L186 228V230H188ZM193 229L196 230L198 233L200 232V234H198V235H197V232H193V234H196V235H197L196 237H199L200 235H202L203 231H200V230H202L201 228H199V229L197 228V229H196L195 227H193ZM221 229H222V228H221ZM4 230H5V228H4ZM13 230H14V229H11V231H13ZM25 230H26V229H25ZM30 230H31V229H30ZM42 230H43V225H42ZM55 230H56V229H55ZM60 230H59V231H60ZM69 230H70V229H69ZM73 230H74V229H73ZM78 230H79V229H78ZM194 230H193V231H194ZM218 230H219V229H218ZM218 230H217V231H218ZM235 230H236V229H235ZM5 231H6V230H5ZM11 231H10V232H11ZM22 231H23V230H22ZM53 231H54V230H53ZM61 231H62V230H61ZM64 231H62V232L64 233ZM70 231H72V230H70ZM80 231H81V230H80ZM80 231H79V232H80ZM171 231H172V230H171ZM174 231H177V230H174ZM189 231L192 232L191 230H189ZM224 231H226V230H224ZM224 231H223L222 233H225ZM7 232H8V231H7ZM31 232H32V231H31ZM37 232H39V231H37ZM37 232H36V233H37ZM49 232H51V231L49 230ZM62 232H59V233L61 234ZM76 232H77V230H76ZM95 232H96L95 235H97V232H99V230H97V231H95ZM95 232H93V233H95ZM130 232H131V231H130ZM144 232H145V230H144ZM186 232H188V231H186ZM214 232H215V231H214ZM230 232H233V231H230ZM230 232H227V233H230ZM234 232H235V231H234ZM11 233H14V232H11ZM26 233H27V232H26ZM34 233H35V232H34ZM45 233L47 234L46 231H45ZM45 233H44V235H46ZM54 233H55V231H54ZM65 233H67V232H65ZM69 233H71V232H69ZM77 233H78V232H77ZM87 233H88V232H87ZM93 233H92V234H93ZM101 233H102V232H101ZM158 233L160 234V232H158ZM158 233H157V234H158ZM166 233H167V232H166ZM177 233L180 234L178 231H177ZM183 233H181V234H183ZM220 233H221V232H220ZM0 234H1V233H0ZM20 234H21V232H20ZM50 234H51V233H50ZM82 234H83V233H82ZM85 234H86V233H85ZM126 234H127V233H126ZM126 234H125V235H126ZM178 234H177V235H178ZM181 234H180V235H181ZM184 234H185V233H184ZM184 234H183V235H184ZM231 234H232V233H231ZM12 235H13V234H12ZM16 235H17V234H16ZM29 235H30V237H33V236L36 237V236H37V234H34L33 236H31V235H32L31 233H30ZM35 235H36V236H35ZM38 235H39V234H38ZM48 235H49V234H48ZM62 235H65V234H62ZM62 235H61V237H65V236H62ZM69 235H70V234H69ZM90 235H91V234H90ZM90 235L88 234V236H90ZM93 235H94V234H93ZM95 235H94V236H95ZM122 235H123V234H122ZM127 235H129V233H128ZM164 235H165V234H164ZM186 235H188V233H186ZM189 235H192V233H190ZM3 236H4V235H3ZM50 236L53 237L52 235H50ZM50 236H48V237H50ZM56 236H57V234H56ZM66 236H68V234H67ZM79 236H80V235H79ZM82 236H83V235H82ZM82 236H80L79 238H82ZM85 236H87V235H85ZM85 236H84V237H85ZM105 236H106L105 238L109 239V240H107V241H108V244H109V243H110V242H109V241H110V235L107 234V235H105ZM135 236H136V235H135ZM144 236H145V235H144ZM157 236H158V235H157ZM30 237H29V238H30ZM39 237H40V236H39ZM59 237H60V235H59ZM100 237H101V235H100ZM129 237H130V236H129ZM151 237H152V236H151ZM162 237H163V236H162ZM171 237H172V236H171ZM175 237H176V236H175ZM181 237H182V235H181ZM200 237H201V236H200ZM19 238H20V237H19ZM42 238H43V237H42ZM74 238H76V237H74ZM74 238H73V239H74ZM89 238H90V237H89ZM92 238H93V237H92ZM134 238H135V237H134ZM164 238H165V237H164ZM178 238H179V237H178ZM178 238H177V239H178ZM5 239H6V238H5ZM43 239H44V238H43ZM47 239H48V238H47ZM64 239H65V238H64ZM71 239H72V238H71ZM175 239H176V238H175ZM203 239H204V238H203ZM15 240H16V239H15ZM32 240H33V239H32ZM58 240H59V239H58ZM60 240H61V239H60ZM87 240H89V239L87 238ZM37 241L39 242L40 240H37ZM44 241H47V240H44ZM50 241H51V240H50ZM50 241H49V242H50ZM53 241H55V239H54ZM56 241H57V239H56ZM64 241L66 242L67 240H64ZM68 241H69V240H68ZM102 241H103V240H102ZM107 241H105V242H107ZM148 241H149V240H148ZM153 241H154V240H153ZM158 241H159V240H158ZM162 241H163V240H162ZM164 241H167V237L165 238ZM7 242H8V241H7ZM14 242H15V241H14ZM16 242H17L16 245H17V246H20V244L22 243V240H19V242H18V241H16ZM38 242H36V243H38ZM121 242H122V241H121ZM129 242H130V241H129ZM137 242H138V241H137ZM160 242H161V241H160ZM160 242H159V243H160ZM176 242H177V241H176ZM176 242H175V245H177V246H181V244L179 243L180 241H179L178 243H176ZM1 243H2V242H1ZM36 243H35V244H36ZM39 243H40V242H39ZM46 243H47V242H46ZM51 243H52V241H51ZM60 243H61V242H60ZM161 243H162V242H161ZM161 243H160V244H161ZM8 244H9V243H8ZM53 244H54V243H53ZM58 244H59V242H58ZM92 244H93V243H92ZM106 244H107V243H106ZM138 244H139V242H138ZM156 244H157V243H156ZM166 244H167V243H166ZM173 244H174V243H173ZM178 244H179V245H178ZM185 244H186V243H185ZM21 245H22V244H21ZM30 245H31V244L29 243V246H30ZM41 245H42V243H41ZM48 245H49V244H48ZM62 245H64V244H62ZM68 245H69V244H68ZM80 245H81V244H80ZM96 245H97V244H96ZM98 245H99V244H98ZM102 245H103V244H102ZM149 245H150V244H149ZM153 245H154V244H153ZM157 245H159V244H157ZM170 245H171V244H170ZM175 245H174L173 247H175ZM31 246H32V245H31ZM31 246H30V247H31ZM36 246H38V245L36 244ZM77 246H78V244H77ZM116 246H117V245H116ZM136 246H137V245H136ZM138 246H139V245H138ZM141 246H142V245H141ZM144 246H145V245H144ZM144 246H142V247H144ZM160 246H161V245H160ZM185 246H186V245H185ZM11 247H12V243L9 244V245H7V246H2V247H0V250H1V251H0V256H1V257H0V264H101L100 260H99L98 258H97V260H95V257H94V256H91L90 253H89L87 256H84V255H78V256H76V255H75V257H74V256H71V257H68V258H63V259H61V260H52V261H49V262H47V263H46V262H40V261H34V259L31 261V260H28V258L25 257V256H17L16 259H10V258H9V255L11 254V252H10V254L7 255V256L5 255V254H6L5 252H6L7 250H9L8 248H11ZM60 247H61V246H60ZM65 247H66V245H65ZM72 247H73V246H72ZM74 247H75V246H74ZM82 247H83V246H82ZM87 247H88L87 249H89V246H87ZM90 247H91V246H90ZM102 247L105 248L104 246H102ZM139 247H140V246H139ZM162 247H164V246H162ZM166 247H167V246H166ZM40 248L42 249V247H40ZM75 248H76V247H75ZM75 248H74V249H75ZM92 248H93V247H92ZM97 248H98V247H97ZM152 248H153V247H152ZM158 248L161 249V247H159V246H158ZM180 248H182V247H180ZM29 249H30V248H29ZM61 249H62V247H61ZM66 249H68V248H66ZM70 249H71V247H70ZM74 249H73V250H74ZM76 249H77V248H76ZM130 249H131V248H130ZM130 249H129V250H130ZM135 249H136V248H134V252H135V254L131 255L130 257H127V258H128L127 262H122V260H121V261L118 260V262L112 263V262L109 260L111 263H108V264H139V263H140L139 261H141V259L146 258V260H148V259L150 258L149 256H148V257H149L148 259H147V257H144V256H147V255L150 254V253H149V252L151 251L150 248H149L150 251L148 250L149 252H146V251H144L143 249H142V250L137 249L138 252H136ZM145 249H148V248H145ZM156 249H157V248L155 247V250H156ZM175 249H176V248H175ZM30 250H31V249H30ZM34 250H35V249H34ZM71 250H72V249H71ZM71 250H67V251H71ZM73 250H72V251H73ZM106 250H107V249H106ZM108 250H109V249H108ZM108 250L105 251L106 254H107ZM116 250H118V249H116ZM129 250H128V251H129ZM162 250H163V249H162ZM11 251H12V250H11ZM46 251H47V250H46ZM50 251H51V250H50ZM59 251H60V250H59ZM63 251H66V250L64 249ZM67 251H66V252H67ZM77 251H78V250H77ZM77 251H76V252H77ZM110 251H111V249H110ZM112 251H113V250H112ZM118 251H119V250H118ZM120 251H121V250H120ZM123 251H126V250L124 249ZM128 251H127V253H128ZM131 251H132V250H131ZM143 251H144V253H143ZM157 251L159 252V251H161V250H158V249H157ZM42 252H43V251H42ZM44 252H45V251H44ZM56 252H57V250H56ZM81 252H82V251H81ZM100 252H101V251H100ZM121 252H122V251H121ZM158 252H157V255H158ZM163 252H164V251H163ZM52 253L55 254L54 252H52ZM57 253H59V252H57ZM61 253H62V252H61ZM61 253H60V254H61ZM82 253H83V252H82ZM87 253H88V252H87ZM105 253L102 254V255L104 256ZM113 253H114V252H113ZM119 253H120V252H119ZM50 254H51V253H50ZM60 254H59V256H60ZM69 254H70V252H69ZM83 254H84V253H83ZM108 254H111V253H108ZM129 254H130V252H129ZM151 254H152V253H151ZM166 254H167V253H166ZM11 255H12V254H11ZM44 255H45V254H44ZM70 255H71V254H70ZM123 255H125V254H123ZM2 256H3V257H2ZM41 256H42V255H41ZM50 256H52V255H50ZM105 256H106V255H105ZM125 256H126V255H125ZM128 256H129V255H128ZM150 256H151V255H150ZM153 256H154V255H153ZM88 257H89V258H88ZM115 257H117V255H116ZM41 258H42V257H41ZM44 258L47 259L48 257H47V256H46V257L44 256L43 259H44ZM110 258H111V257H110ZM110 258H109V259H110ZM112 258H114V257H112ZM154 258H155V257H154ZM119 259H120V258H119ZM115 260H116V259H115ZM149 260H150V259H149ZM102 262H103V261H102ZM148 262H149V261H148ZM106 264H107V263H106Z\"/></svg>",
	"mask_w": 264,
	"mask_h": 264
},
{
	"label": "water",
	"instance_id": "95a60500",
	"mask_svg": "<svg viewBox=\"0 0 264 264\" xmlns=\"http://www.w3.org/2000/svg\"><path fill=\"white\" fill-rule=\"evenodd\" d=\"M252 118H256V117H252ZM260 119V118H259ZM260 120H262V119H260ZM235 129V128H234ZM231 130H233V129H231ZM228 131V130H227ZM224 133V132H223ZM219 136V135H218ZM198 144H200V143H198ZM194 146H196V145H194ZM157 147H165V148H168V147H166V146H157ZM157 147H155V148H157ZM154 148V149H155ZM173 148H176V147H173ZM186 148V147H185ZM154 149H152V150H150V151H147V152H152ZM177 149H184V148H177ZM146 152V153H147ZM145 154V153H144ZM145 157V155L141 158V159H143ZM141 159H138V160H136V161H133V162H130V163H121V164H117V165H114V166H107V167H105V169L103 170V171H101V172H94V173H97V174H99V173H104L105 171H107L109 168H112V167H116V166H121V165H124V164H126V165H128L129 167H132V168H134V165H136L137 164V166H138V164L139 163H137L138 161H140ZM136 166V167H137ZM128 168V167H127ZM79 171H85V170H79ZM70 172V171H69ZM88 172H92V171H88ZM64 176H66V175H64ZM64 176H62V177H60L57 181H55V182H53V183H50V182H48V183H45V184H27V185H37V186H43V185H47V184H50V185H57V184H59L62 180H63V177ZM27 185H13V186H27ZM5 186V185H4ZM171 249H173L174 250V248H171ZM172 252H174V251H172ZM155 257V256H154ZM156 258V257H155Z\"/></svg>",
	"mask_w": 264,
	"mask_h": 264
}]
</instances>
